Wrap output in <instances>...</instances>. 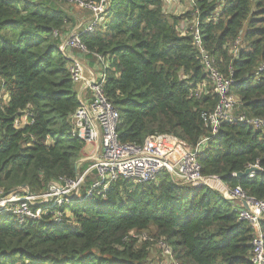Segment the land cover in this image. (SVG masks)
I'll return each mask as SVG.
<instances>
[{
	"label": "trees",
	"instance_id": "16d2710c",
	"mask_svg": "<svg viewBox=\"0 0 264 264\" xmlns=\"http://www.w3.org/2000/svg\"><path fill=\"white\" fill-rule=\"evenodd\" d=\"M62 1L0 0V189L8 193H39L75 177L86 148L69 134L81 103L72 60L59 47L72 20ZM105 3L101 27L81 38L109 63L105 93L120 113V141L169 134L196 148L208 138L198 155L202 175L264 200V128L224 122L213 134L206 125L204 114L218 98L213 85L195 94L198 82L210 81L192 34L179 30L184 16L166 13L164 0ZM192 9L203 46L234 80L235 114L264 117V0H195ZM25 112L32 122L17 129ZM253 165L261 168L253 176H236ZM71 209L75 226L53 224L50 213L22 224L0 215V264H151L147 244L137 248L131 235L151 230L179 264H253L255 231L240 219L236 201L208 185L176 182L166 170L145 183L121 178L106 197Z\"/></svg>",
	"mask_w": 264,
	"mask_h": 264
},
{
	"label": "built area",
	"instance_id": "2783aa9c",
	"mask_svg": "<svg viewBox=\"0 0 264 264\" xmlns=\"http://www.w3.org/2000/svg\"><path fill=\"white\" fill-rule=\"evenodd\" d=\"M65 1L87 9L92 15L87 22L79 23L69 36L61 37L59 46L72 60L70 72L73 82L82 85L78 91L81 104L71 116L72 128L69 134L85 140L86 146L90 145L92 149L88 153L85 152L78 161L79 171L75 177H61L51 181L42 192L32 193L29 188H22L8 193L0 189V215L10 214L22 224L33 220L41 221L45 214L50 213V221L53 224L70 223L75 226L71 208L81 204L87 197L93 195L106 197L111 185L121 178L135 183H145L155 181L159 173L166 170L176 182L191 186L208 185L226 198L236 201L240 219L247 221L255 231L251 261L253 264H264V200L248 196L241 186L235 188L228 186L217 175H202L198 155L208 138L203 139L196 148L190 146L184 139L169 134L159 135L142 144L120 141L117 129L120 113L105 93L109 63L102 54L91 52L81 38L82 34L95 33L101 27L107 4L105 0L99 3L94 0ZM173 1L175 0H164V4L170 5ZM191 2L193 7L195 0ZM195 12L193 23L182 30V34L188 32L192 34L202 66L210 81L198 82L194 90L196 96L208 94L210 86L213 85V92L218 98L215 109L204 114L206 125L213 134L224 122L240 121L257 129L264 128V117L235 114L240 103L239 98L232 92L234 80L224 76L214 57L203 46L198 10ZM241 47L242 42L238 38L231 51L237 55ZM72 50L77 51L81 58L74 57ZM87 55H92L97 65L88 75L83 60ZM30 117L31 115L25 112L15 120L14 126L17 129L25 127L32 122ZM87 162L88 166L83 169ZM254 173L252 172L250 176ZM170 254L174 256L171 251ZM175 264L179 263L175 261Z\"/></svg>",
	"mask_w": 264,
	"mask_h": 264
},
{
	"label": "rangeland",
	"instance_id": "374dc122",
	"mask_svg": "<svg viewBox=\"0 0 264 264\" xmlns=\"http://www.w3.org/2000/svg\"><path fill=\"white\" fill-rule=\"evenodd\" d=\"M62 4L67 9H70V11L73 14H70V17L72 20L69 21L68 25L70 27L69 34L73 33L76 29V27L81 22H87L86 20L91 18V13L87 10L79 8L77 5L68 3L66 1H62ZM165 11L168 14H173L177 16H184L186 19L185 22H182L179 25V30L182 31L185 28L189 27L193 20L195 19V15L193 14L192 9V2L191 0H175L170 5L165 3ZM77 17H79L77 19ZM232 45L230 46V48ZM77 52V51H76ZM92 67V66H91ZM92 71H94L92 69ZM78 88V87H77ZM79 91V89H78ZM4 98V97H2ZM5 100V98H4ZM92 149L90 145L86 146V150H84L82 157L84 156L85 152H89ZM92 180V178H91ZM135 240H137L136 247L140 248L143 245L147 244L148 252H149V259L148 261L151 264H175L174 256L172 257L170 254V251L172 252V249L169 247V245L165 242L164 238H159L155 236V231H145L140 233L132 232L131 234ZM170 251H169V250ZM173 254V252H172Z\"/></svg>",
	"mask_w": 264,
	"mask_h": 264
},
{
	"label": "crops",
	"instance_id": "0c3cea01",
	"mask_svg": "<svg viewBox=\"0 0 264 264\" xmlns=\"http://www.w3.org/2000/svg\"><path fill=\"white\" fill-rule=\"evenodd\" d=\"M79 8L84 9V8H82V7H79ZM64 9L67 11V13H69V15H70V14H73V13L70 11V9H67L66 7H64ZM84 10H87V9H84ZM87 11H88V10H87ZM78 18H79V17H77V19H78ZM88 20H89V19H88ZM88 20H86V21H88ZM69 29H70L69 25H67V26L64 28V31H63L62 34H61V35H62V38L67 37V36L70 35V34H69V31H68ZM71 53L74 54V57L81 58V55L78 54L76 51L72 50ZM83 60H84V62H85V66H86V69H87V75H88V73H89L90 71H92V69H93V70L96 69L97 65H96V63H95L94 60H90V59L87 60V58H85V57H83ZM91 66H92V67H91ZM76 86L78 87L77 90L79 89V91H80L81 88H82V85H81V84H76ZM85 150H86V148H85Z\"/></svg>",
	"mask_w": 264,
	"mask_h": 264
},
{
	"label": "water",
	"instance_id": "95a60500",
	"mask_svg": "<svg viewBox=\"0 0 264 264\" xmlns=\"http://www.w3.org/2000/svg\"><path fill=\"white\" fill-rule=\"evenodd\" d=\"M260 169H261V168H260L259 166H250V167H248L245 171H242V172L237 173L236 176H237L238 178L249 177L250 174H251L252 172H257V171H259Z\"/></svg>",
	"mask_w": 264,
	"mask_h": 264
}]
</instances>
